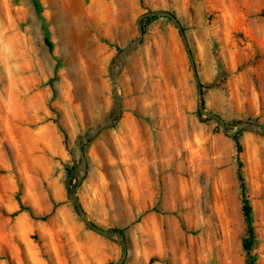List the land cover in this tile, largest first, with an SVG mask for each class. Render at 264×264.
I'll return each instance as SVG.
<instances>
[{"label": "rangeland", "instance_id": "obj_1", "mask_svg": "<svg viewBox=\"0 0 264 264\" xmlns=\"http://www.w3.org/2000/svg\"><path fill=\"white\" fill-rule=\"evenodd\" d=\"M40 2L0 0V264H247L237 142L264 264V134L200 109L264 124V0ZM155 10L199 82L167 16L119 57Z\"/></svg>", "mask_w": 264, "mask_h": 264}, {"label": "water", "instance_id": "obj_2", "mask_svg": "<svg viewBox=\"0 0 264 264\" xmlns=\"http://www.w3.org/2000/svg\"><path fill=\"white\" fill-rule=\"evenodd\" d=\"M156 15L157 16L170 17L177 24V26H178V28H179V30L181 32V35H182V38H183V42H184V44H185V46H186V48L188 50V53H189V56H190V59H191V63H192V68H193L194 73L196 75L197 81L199 82L196 63H195L192 51L190 49V45H189L188 39L186 37L184 28H183L180 20L178 19L177 15L172 13L171 11L155 10V11H150V12H146V13L142 14L137 20V25H138V29H139V37L130 46H128V48L125 49L122 54H119V57L123 60L125 56H127L132 50H134L142 42V40L144 38V34H145L143 20L146 17L156 16ZM112 83H113L114 91H115L114 97H115L116 104H117V111L119 113L122 110V99H121V97H120V95L118 93V86H117L116 77H113ZM200 97H201V107H200V109H201L202 117H205V115H209L211 118H214V119L218 120L221 123L222 128L224 129V131L229 136H232V137L237 136L244 129H250V130L258 131L261 134H264V124H259V123H255V122H246V123H243L240 126H236V127L232 128L231 130H229L228 127H227V124H226V120L222 116H220L219 114L214 113V112H208L206 110L205 104H204V100H203V93H202V90H201V86H200ZM112 119L113 118H110V119L106 120L103 124H101V125H99V126H97L95 128L89 129L88 133L85 136H83V137H81V138H79L77 140V146H78V150H79V153H80V156H81V159H82V163H83L84 169H86L87 166H88V161H87V157H86V153H85V149H84L85 142L87 140H89L90 138H92L93 136H95L96 134H98V132H100L103 128L109 126L112 123ZM69 181H70V178H69ZM74 198H75L78 210L80 212V215L82 216V218L85 220V222L93 230H95V231H97V232H99V233H101L103 235H106V236H111V235H113L115 233H118V234L121 235V233L118 232V231L116 232L113 229L102 228V227L98 226L97 224L93 223L92 221H90L87 218V216H86V214L84 212V209L82 208L78 198L77 197H74ZM126 256H127L126 242L124 241L123 242V255H122V258H121V260L119 261L118 264H124Z\"/></svg>", "mask_w": 264, "mask_h": 264}, {"label": "trees", "instance_id": "obj_3", "mask_svg": "<svg viewBox=\"0 0 264 264\" xmlns=\"http://www.w3.org/2000/svg\"><path fill=\"white\" fill-rule=\"evenodd\" d=\"M36 8L38 10H41V2L40 0H33ZM157 16H151V17H146L143 20V23L145 24L146 22L151 21L152 19L156 18ZM46 42L48 45L51 47L52 43L49 41V39L46 37ZM64 131V130H63ZM239 135V134H238ZM238 135L235 136L236 139H238ZM242 151V146L240 142H237V152H238V178L241 183L242 187V195H243V200H242V210L243 214L245 217V221L247 224V235L243 240V247L246 251L247 254V264H256V258L252 254V250L256 241V234H255V228L253 224V208L250 202V199L247 196V191H246V184H245V178L243 175V163L241 162V159L239 157L240 152ZM69 172V178H70V185H72L73 181L75 180V175L73 171H70L69 169L67 170ZM78 185V184H77ZM75 185L74 187H76ZM75 191H72L71 194H74ZM28 210L31 211V208L28 206H25L22 201H20V208L17 212ZM45 217V216H44ZM44 217H41L44 219ZM116 231L120 232L122 237L124 236V229H116ZM157 258H152L151 262L155 261Z\"/></svg>", "mask_w": 264, "mask_h": 264}, {"label": "crops", "instance_id": "obj_4", "mask_svg": "<svg viewBox=\"0 0 264 264\" xmlns=\"http://www.w3.org/2000/svg\"><path fill=\"white\" fill-rule=\"evenodd\" d=\"M174 33V41L176 42V46H177V38H176V34H175V32H173ZM180 34H181V32H180ZM144 36H145V34H144ZM182 36V35H181ZM183 39V38H182ZM185 45V44H184ZM184 48V47H183ZM180 49V51H181V54H182V56L184 55V53L185 52H183L184 51V49ZM145 55H147V54H145Z\"/></svg>", "mask_w": 264, "mask_h": 264}]
</instances>
